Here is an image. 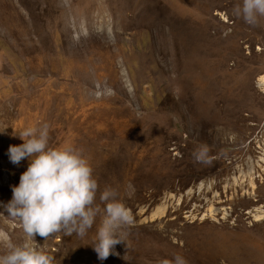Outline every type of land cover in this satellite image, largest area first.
I'll return each mask as SVG.
<instances>
[{
    "label": "rangeland",
    "instance_id": "obj_1",
    "mask_svg": "<svg viewBox=\"0 0 264 264\" xmlns=\"http://www.w3.org/2000/svg\"><path fill=\"white\" fill-rule=\"evenodd\" d=\"M240 2L0 0V232L26 239L4 205L29 160L8 149L46 123L134 216L103 261V215L83 238L37 235L55 264H264V18Z\"/></svg>",
    "mask_w": 264,
    "mask_h": 264
},
{
    "label": "clouds",
    "instance_id": "obj_2",
    "mask_svg": "<svg viewBox=\"0 0 264 264\" xmlns=\"http://www.w3.org/2000/svg\"><path fill=\"white\" fill-rule=\"evenodd\" d=\"M232 14L256 27L264 18V0H241ZM18 136L23 143L9 146V159L17 165L28 159L29 164L20 175L19 184L12 187V198L4 208L21 223L26 239L16 243L7 233L0 232V245L5 249L0 254V264H55V257L35 237L46 240L62 232L83 238L100 215L103 220L93 243L97 257L103 261L110 255H119L115 246L125 244L126 229L134 223L132 210L118 198L116 189L105 187L99 191L94 169L83 149L71 143L50 146L46 123L27 127ZM208 152L207 145H200L194 158L202 161ZM158 264L188 261L177 253Z\"/></svg>",
    "mask_w": 264,
    "mask_h": 264
}]
</instances>
